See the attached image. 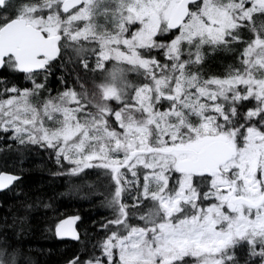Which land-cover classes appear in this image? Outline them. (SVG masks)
Instances as JSON below:
<instances>
[{
    "label": "snow or ice",
    "instance_id": "6c2138e0",
    "mask_svg": "<svg viewBox=\"0 0 264 264\" xmlns=\"http://www.w3.org/2000/svg\"><path fill=\"white\" fill-rule=\"evenodd\" d=\"M10 7L0 0V9ZM97 7L98 0H43L0 23V140L50 150L58 168L71 166L70 175L102 169L101 183L111 189L93 192L114 213L100 226L108 232L100 254H77L68 264H190L189 257L191 264H264V24L254 20L264 17V0H120L114 31L98 30ZM243 29L254 38L245 40ZM62 38L77 57L95 54L97 69L109 59L122 61L143 69L151 83L136 89L135 105L114 112L102 104L88 111L71 89L49 98L41 112L30 97L44 89L37 78L51 70ZM81 40L98 43V51L73 47ZM236 44L243 45L242 70L207 79L191 70L203 63L204 46L231 51ZM82 67H89L86 58ZM19 74L31 88L15 82ZM112 80L127 86L121 68L114 67ZM101 87L105 100H121L115 84ZM20 179L0 173V191ZM133 191L129 205L123 196ZM144 200L153 202L139 215L144 225L129 224V209ZM79 219L59 221L56 236L79 240ZM238 249H246L243 260Z\"/></svg>",
    "mask_w": 264,
    "mask_h": 264
},
{
    "label": "trees",
    "instance_id": "16d2710c",
    "mask_svg": "<svg viewBox=\"0 0 264 264\" xmlns=\"http://www.w3.org/2000/svg\"><path fill=\"white\" fill-rule=\"evenodd\" d=\"M254 20L257 26L264 24V17L260 14H255ZM241 34L245 40L254 38L248 29L241 30ZM160 39L169 40L171 35ZM183 47L187 48V45ZM232 47L233 50L224 51L204 46L203 63L193 66L191 70L199 71L204 79L224 77L230 70H242L240 53L243 45ZM71 49L63 47L57 60L51 64V70L39 79L38 82L45 85L41 96L71 89L79 94L82 102L88 103V111L95 112V106L101 104H106L113 112L119 109L121 104H116L113 99L105 100L100 92L106 79L102 83L99 80L110 68V62L103 70H98L92 63H88V69H84L82 60L88 59L89 55L77 57ZM144 54L167 62L159 52ZM128 75L134 84L133 89L150 83L144 74L136 75L137 78L130 73ZM15 82L22 88H29L22 85L18 76ZM245 104L251 106L254 101ZM158 107L164 110L167 102L164 101ZM134 115L139 117L141 113ZM108 119L115 127L114 117L109 116ZM8 143L15 146L9 149L6 146ZM0 149V173L21 177L10 189L0 193V261L4 264H68L77 254L81 258H88L93 253L99 255L98 246L108 234L100 226L114 215L113 210L102 203L104 196L93 195L97 190L104 191L105 195L111 190L101 183L107 180L102 176L104 170L86 169L79 175H70L66 170L71 166L64 164L62 169L58 168L51 158V151L37 145H18L3 139L0 140ZM57 171L62 174L54 175ZM127 197L128 193H125L123 200L131 205L132 198L128 201ZM152 206L153 202L144 200L138 209L130 208L128 223L143 226L144 222L139 219V215L146 214ZM75 216L80 217L77 221L80 240H59L55 234L58 222ZM237 251L243 260L246 249ZM186 259L190 264L194 260L190 257Z\"/></svg>",
    "mask_w": 264,
    "mask_h": 264
},
{
    "label": "rangeland",
    "instance_id": "374dc122",
    "mask_svg": "<svg viewBox=\"0 0 264 264\" xmlns=\"http://www.w3.org/2000/svg\"><path fill=\"white\" fill-rule=\"evenodd\" d=\"M119 2H120V0H99L98 7H97V10H96V15H95L96 20L93 21L98 26V30H103V29H107L109 31H114L115 30V28H114L115 18H116V16L119 15L116 12V8L118 7ZM248 6H250V5H248ZM105 9H107L108 11L105 12ZM84 24H85V22L79 21V22H76L75 26L79 27V28H82L84 26ZM136 27H139V25H133V26H131V29H135ZM69 43L71 44V42H69ZM75 46H83L85 48H96L97 51L99 49L98 43H96L94 41L90 42V41L81 40V41L77 42V44L74 45L73 47H75ZM209 47L212 48L211 46H209ZM121 50L122 51H126V49H124L123 46H121ZM141 52H142V54H144L143 50H141ZM85 55H89L88 57H93L95 60H97V56L95 54H93V53H86ZM109 62H110V66H109L110 68L105 72V74L103 76H101V79L99 80V82L102 83L106 79V81L104 82L103 85H105V84H115V86L117 88H121L122 89V98H121V100L118 101V100L113 99L116 104H121L119 109H116L115 111L121 110L122 108H124V106L126 104L127 105H135L136 101L134 99V96H135L136 89H133L132 86L134 84H133V82H131L129 80L130 78H129L128 73H130V74H132L134 76L139 75V74L142 75V74H144V70L143 69H139V68L133 69L132 65H129V64H127L125 62H122V61H116L114 59H109V60L105 61L104 62V68H105L106 64L109 63ZM114 67L121 68L124 71V78H125L126 83H127L126 87L124 86V84H122L121 80H116V81L112 80V72L114 70ZM103 69H98V70H103ZM108 75H110V76L107 77ZM135 78H137V76ZM100 92L102 93V96H103L102 87L100 88ZM61 93H63V92H60V93L50 92L49 94H46L45 96H41L40 94L34 95V96L30 97V101L34 104V106L38 107L41 110V112H42L44 102H46L49 98H57V97H59V95ZM77 95L79 97L78 93H77ZM67 106L68 107H75V104H71L70 103ZM132 112H133V114L134 113H138V112H135L134 108H133ZM80 115H82V114H80ZM44 120H45V123H46L47 126H49V127L53 126L52 121H48L46 117H44ZM114 123L116 124L115 127L118 129V125L115 122V120H114ZM135 195H137L136 191H133L132 193H128V197H127L128 201H129V199L132 198L131 201L134 202V196Z\"/></svg>",
    "mask_w": 264,
    "mask_h": 264
},
{
    "label": "flooded vegetation",
    "instance_id": "af4514ba",
    "mask_svg": "<svg viewBox=\"0 0 264 264\" xmlns=\"http://www.w3.org/2000/svg\"><path fill=\"white\" fill-rule=\"evenodd\" d=\"M10 3H11V5H12V7H10L9 9H7V10H5V9H0V23H3V22H5V17H8V18H11V17H13L15 14H16V12L18 11V9L22 6V5H25V4H29V3H31V4H42L43 3V0H10ZM98 3H99V0H98ZM78 7H82V5H80V6H78ZM72 11L74 12V11H76V9H72ZM47 12H48V10H45L43 13H41V14H43V15H47ZM66 15H68V14H64L63 12H61V16L62 17H65ZM94 20H96V17L94 16L93 17V21ZM65 42H66V38H62V40H61V42H60V45H61V49L63 48V45L65 44ZM72 43V42H71ZM77 44V43H76ZM76 44H74V45H76ZM73 45V46H74ZM69 48H71V47H69ZM59 57V56H58ZM57 57V58H58ZM57 60V59H56ZM56 60H53L52 62H51V64L52 63H54ZM87 61H88V63H92L93 65L94 64H96V60L93 58V57H88V59H87ZM51 64H50V66H51ZM47 72H44L43 70L41 71V73L39 74V76H38V78H37V82L39 81V79H41V77H42V75H44V74H46ZM5 75H7L6 73H5ZM18 77H20V79H21V82H22V85H26V87H29V88H31L32 87V84H31V82L30 81H28V80H25L24 79V77H23V74H19L18 75ZM42 91L40 90L39 91V94L41 95L42 93H41Z\"/></svg>",
    "mask_w": 264,
    "mask_h": 264
},
{
    "label": "water",
    "instance_id": "95a60500",
    "mask_svg": "<svg viewBox=\"0 0 264 264\" xmlns=\"http://www.w3.org/2000/svg\"><path fill=\"white\" fill-rule=\"evenodd\" d=\"M78 6H80V5H78ZM56 59H57V58H56ZM56 59H55V60H56ZM2 173H5V172H2ZM7 174H10V173H7ZM16 182H17V181H16ZM16 182H15V183H16ZM15 183H14V184H15ZM14 184H13V185H14ZM13 185H12V186H13ZM12 186H11V187H12ZM11 187H10V188H11ZM10 188H9V189H10ZM6 190H8V189H5V190H3V191H0V193L4 192V191H6ZM75 227H76V229H77V231H78V233H79V235H80V232H79L78 227H77V223H76ZM80 237H81V235H80ZM57 238H58V237H57ZM58 239H59V240H63V241H71V242H77V241L80 240V239H79V240H73V239H71V238H64V239H60V238H58Z\"/></svg>",
    "mask_w": 264,
    "mask_h": 264
}]
</instances>
